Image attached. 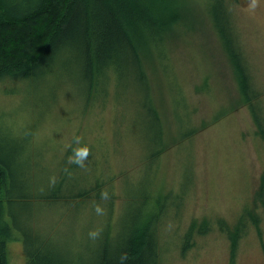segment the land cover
Segmentation results:
<instances>
[{
	"label": "trees",
	"instance_id": "trees-1",
	"mask_svg": "<svg viewBox=\"0 0 264 264\" xmlns=\"http://www.w3.org/2000/svg\"><path fill=\"white\" fill-rule=\"evenodd\" d=\"M236 2L231 0L234 6ZM233 8L228 0H0V86L7 83L3 91L7 96L21 92L34 96L27 107L23 105L24 112L17 113V120L7 119L14 112L0 113V264H8V244L18 240L23 243L26 264L163 263L160 230L172 193L163 194L151 184L148 191L129 200L127 189L136 179L127 178V172L122 214L115 228L111 224L113 178L106 181L100 176L103 170L97 153L101 149L94 144L104 126L103 110L110 101L111 117L123 107L128 112L136 109L133 126L137 130L141 104L148 110L144 112L161 122V113L152 104L151 77L158 70H172V53L179 47L174 40L186 34L195 19L204 17L217 31L233 68L240 104L248 107L258 128L256 137L264 141L263 92L255 84L239 41ZM75 85L80 92L68 102L76 110H66L64 102L51 98L52 90H74ZM44 117L62 126L60 137L48 139L49 148L58 143L53 154L44 140L33 138L35 125ZM162 132L160 152L151 154L155 162L172 147L169 133ZM111 133V146L130 138L122 120ZM77 137L90 150L85 168L69 163ZM151 147L154 139L149 140ZM101 190L110 199L102 200ZM100 203L104 213L95 212V223L101 218L107 223L96 226L99 235L91 238L93 229L86 233L85 222L89 209ZM259 206L264 212V172L254 204L245 206L237 224L230 227L218 220V231L230 244L229 264H237V246L248 227H258ZM213 231L208 219L194 225L182 250L196 246V234L200 237Z\"/></svg>",
	"mask_w": 264,
	"mask_h": 264
},
{
	"label": "rangeland",
	"instance_id": "rangeland-1",
	"mask_svg": "<svg viewBox=\"0 0 264 264\" xmlns=\"http://www.w3.org/2000/svg\"><path fill=\"white\" fill-rule=\"evenodd\" d=\"M228 2L234 7L231 12H234L239 41L255 84L263 92L261 106L264 110V0H256L255 6H252L253 0H237L235 6L231 0ZM190 25L192 27L188 26L186 34L174 40V45L179 42V47L172 53V70H158L150 80L152 104L159 109L161 122L144 112L148 110L139 104L141 127L136 130L133 121L137 110L128 112L123 107L111 117L113 101H110L103 110L104 126L97 138L100 140L94 144L101 149L96 152L100 163L98 166L103 170L100 176L106 181L113 178L115 199L110 221L114 228L122 214L126 197L129 200L131 197L138 198L152 184L163 194L172 193L170 207L160 230L165 248L162 264H229L230 244L227 236L218 231V220L223 219L233 227L245 206L254 204L264 172V141L256 137L258 128L248 107L240 104L242 98L236 87L238 84L233 68L224 55L217 31L204 17L195 19ZM3 85L6 86H0V113L14 112L7 119L17 120V113L24 112V106L27 107L34 96L29 97L24 92L14 97L7 96L3 91L8 85ZM79 92L77 85L74 90L70 88L64 92L54 89L51 98L64 102L66 110L74 111L73 102L68 101ZM115 110L113 108L114 113ZM97 111L100 112V105ZM121 120L130 138L128 142L124 138L119 144L111 146L114 142L111 131L116 124L121 125ZM82 121L86 122L87 118ZM58 128L55 123L50 124L48 117H44L32 132L36 141H45L50 154L55 153L58 143H52L53 150L48 146V139L61 136ZM163 129L169 133V145L172 147L167 148L155 162L151 154L158 155L160 152L162 144L158 147V137L159 131L160 135L163 134ZM188 133L186 138L172 144L174 139ZM150 139H154L156 149L151 147L149 150ZM87 143L93 144L92 141ZM127 172L126 177L136 181L134 186H128L125 197L124 178ZM173 197L177 200H173ZM178 204H182L180 209L176 207ZM99 205L103 207L101 203ZM258 210V227L249 226L239 240L237 264H264V212L260 206ZM87 217L86 233L107 223L105 218L95 223L94 206L89 209ZM207 219L214 231L200 237L196 234V246L182 250L187 233L194 225H200ZM8 264H26L22 241L8 244Z\"/></svg>",
	"mask_w": 264,
	"mask_h": 264
},
{
	"label": "clouds",
	"instance_id": "clouds-1",
	"mask_svg": "<svg viewBox=\"0 0 264 264\" xmlns=\"http://www.w3.org/2000/svg\"><path fill=\"white\" fill-rule=\"evenodd\" d=\"M256 0H253V5L255 6ZM77 147L72 149V155L69 157V163L75 164L77 167L85 168L86 161L90 155V150L86 145L81 146V139L79 137L76 138ZM101 199L108 200L110 196L106 190H101ZM95 212L98 215H102L104 213V209L99 205H95ZM99 235L98 231H90L89 236L91 238H96Z\"/></svg>",
	"mask_w": 264,
	"mask_h": 264
}]
</instances>
